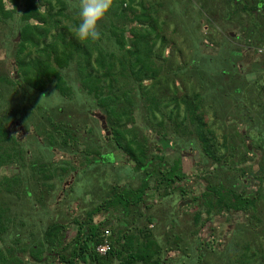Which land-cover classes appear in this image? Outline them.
I'll return each instance as SVG.
<instances>
[{"label": "rangeland", "instance_id": "1", "mask_svg": "<svg viewBox=\"0 0 264 264\" xmlns=\"http://www.w3.org/2000/svg\"><path fill=\"white\" fill-rule=\"evenodd\" d=\"M146 1L161 4L163 14L170 22L168 31L176 40L163 52L171 63L177 60L172 68L164 69L166 76L176 79L178 91L175 95L181 97L188 92L182 78L190 75V84H195V89L201 92L205 101V120L222 127L217 128L218 133L225 132L231 138L232 146L228 152H234V155L227 158L225 164L212 160L202 151L197 138L181 136L173 130L166 112L164 129L157 124L160 116L156 120L147 119L146 102L138 97L134 127L138 128L141 137L146 138L150 156H159L155 159L157 166L147 169L153 173L149 177L150 185L154 184L158 175L161 156L165 161L161 168H167L180 158L181 169L187 175L174 185L166 187L163 184L158 191L150 189L147 193L149 208L136 207L128 213L110 210L108 217L111 224L104 231L107 242L100 244L98 250L105 253L101 246L108 247L113 229L137 231L138 228L148 227L164 245V256L176 264L196 263L197 246L203 244L200 238L209 239L210 244H203L200 249L209 264H237L235 251L239 246L235 244L245 241L240 238L237 227L247 222L250 214L238 211L216 213L211 220H205L207 224L199 227L196 233L194 214L201 207V199L194 201L193 197L202 193L208 183L221 182L237 190L245 189L248 193L255 192L259 186L257 175L264 161V119L259 118L256 111L262 106L253 105L254 112L252 104L247 103L250 98L245 94L264 85V35L253 30L255 22L263 20L264 16L253 15L250 9L243 8L245 1L249 8L251 0L240 4L228 0ZM70 2L77 7L79 0ZM7 6H11L10 2ZM22 7L0 28V71L10 76H15L17 72L13 54L19 40L17 28L21 25L19 14ZM107 33V29L101 26V42L104 45L108 44ZM177 49L182 51V55L174 52ZM173 53L176 59L172 57ZM192 62L190 71L188 64ZM62 72L73 88L71 96H62L53 84H47L45 90L40 92L24 83L11 84L0 96V110L3 109L8 118V127L26 150L25 159L3 166L0 176L20 173L27 178L23 180V185L29 190L34 188L30 180H36L32 169L34 162L47 163L53 174L52 179L43 185L47 190L42 192L38 184L34 191L37 195L40 192L43 194V202L37 201L34 196L15 199L14 205L21 214L15 220L18 229L21 228L20 219L28 223L27 227L33 224L32 228L26 230L30 240L28 251L19 253L23 257V264H65L56 254L48 256L52 247L40 243L47 225L60 220L69 234L74 219H81L87 210L102 202L113 186L135 188L145 177V172L137 169L125 153L116 149L102 111L95 105L93 96L81 88L76 65L72 63ZM171 91L167 88L166 101L172 96ZM236 91H239L237 98ZM252 99L254 101V95ZM169 107H172V103ZM245 109L250 111L249 114ZM163 110L168 112L166 107ZM51 121L72 130L73 137L67 144L61 142L62 136L49 124ZM50 135L53 137L48 139ZM159 149H163L162 152ZM41 179L38 173V180ZM179 185L185 188L186 193L181 192ZM26 207H30V219L27 216L29 211L27 214L24 211ZM259 207L264 208V202ZM262 211L264 221V209ZM104 216L101 213L95 219L102 220ZM205 216L204 213L203 219ZM13 229L11 226L5 235L7 241L14 234ZM30 230L35 235H29ZM246 236L252 238V234ZM260 240L264 241V236ZM33 243H38V247L40 244L43 246L46 258L43 262L32 257Z\"/></svg>", "mask_w": 264, "mask_h": 264}, {"label": "trees", "instance_id": "2", "mask_svg": "<svg viewBox=\"0 0 264 264\" xmlns=\"http://www.w3.org/2000/svg\"><path fill=\"white\" fill-rule=\"evenodd\" d=\"M70 1L0 0V28L7 19L16 14L20 6H23L19 14L21 25L17 28L19 40L13 54L17 72L15 76H10L0 71V96L15 83H24L40 92L45 90L47 84H53L62 96H71L73 88L62 70L74 63L81 88L85 93L93 96L95 105L102 111L101 114L110 130V139L115 143L116 149L125 153L137 169L145 172V177L135 188L113 186L102 202L87 210L86 215L81 219H74L69 234L65 232L66 226L62 221L49 223L40 243L52 247L48 256L56 254L65 264H115L116 262L117 264H176L172 259L164 256V245L148 227L138 228L137 231L113 229L105 253L102 254L98 250L100 244L107 242L104 231L105 227L111 224L108 217L110 210H122L128 213L130 209L136 207L149 208L147 193L150 189L158 191L163 184L166 187L174 185L187 175L181 169L180 158L167 168H161L165 164L161 156L158 175L154 184L150 185L149 177L153 173L148 172L147 169L157 164L155 159L159 156H150L146 138L141 137L138 128L134 127L136 121L134 110L138 97L146 102L147 119L156 120L160 116L157 124L163 128L166 124V112L173 130L178 135L197 138L201 143L202 151L216 162L224 163L227 158L234 155V152H228L232 146L231 138L225 132L218 133L217 128L222 127L205 120V101L201 92L195 89V84H190V75L182 78V81L186 82L188 92L181 97L175 95L178 91L176 79L166 76L164 69L172 68L177 60L171 63L169 58L163 56V52L176 40L168 31L170 22L164 16L158 1L113 0L108 15L101 22V26L108 32L106 45L101 42L102 37L94 42H81L76 38L74 27L78 23L77 7H73ZM243 1L245 0H228L234 4ZM8 2L11 4L10 7L7 6ZM251 2L248 8L245 1L242 4L243 8L250 9L253 15L264 16V0H251ZM253 30L264 35V19L256 21ZM174 52L182 55L180 49ZM173 56L175 58L174 53ZM193 63L188 64L191 67L190 71ZM167 88L169 91L172 90L173 94L166 101ZM239 91L242 92V89ZM239 91H236L235 97ZM246 96L250 98L247 103H251L252 106H262V109L256 111L259 118L264 119V85L246 92ZM171 103L172 107H169ZM182 105H184L183 109ZM164 107L168 108V112L163 110ZM2 111L0 110V169L23 161L26 157L24 146L9 129L8 118L3 109ZM246 112L249 114L250 111L247 109ZM49 124L60 133L63 144H67L73 137L70 128L62 127L61 124H55L53 121ZM49 137L48 139H51L53 136ZM159 150L162 152L163 149ZM32 169L36 180H30L29 183H33L34 188L31 187L29 190L23 185V180L27 178L20 173L0 176V264L24 263L19 253L28 251L27 245L30 240L26 230L32 228L33 224L27 227L28 223L20 219L21 228L18 229V222L15 220L16 217H21V214L14 205L15 199L34 196L37 201L38 199L42 201L43 194L41 192L35 194L38 184L42 192L47 190L43 185L51 180L53 175L47 163L34 162ZM38 173L42 178L40 181ZM259 173L257 177L260 183L255 192L248 193L245 189L237 190L218 182L208 183L202 193L193 197L194 201L201 199L199 200L201 207L194 214L196 233L199 227L203 228L207 224L204 223L205 220H211L216 213L238 211L250 214L248 221L237 227V232L241 234L240 238L245 240L237 241L235 244L239 246L237 250L235 248L237 264H264V241H259L264 236V221L261 218L264 208L259 207L260 203L264 202V161ZM179 187L181 192L186 193L183 186L179 185ZM21 189L25 190L21 191ZM24 211L30 219L32 216L30 207H26ZM101 213L105 214L104 218L96 221V215ZM204 213L206 216L203 219ZM11 226L14 228V234L7 241L5 235ZM29 232V235H35L34 231ZM249 234H252L250 239L246 236ZM200 239L203 244L209 243L207 238ZM203 244L197 246L195 264H209V260L200 250ZM31 251L36 261L43 262L46 259L41 244L38 247V243H33Z\"/></svg>", "mask_w": 264, "mask_h": 264}, {"label": "clouds", "instance_id": "3", "mask_svg": "<svg viewBox=\"0 0 264 264\" xmlns=\"http://www.w3.org/2000/svg\"><path fill=\"white\" fill-rule=\"evenodd\" d=\"M112 4L113 0H79L78 23L74 27L75 36L79 41L94 42L101 39V22L108 15Z\"/></svg>", "mask_w": 264, "mask_h": 264}, {"label": "built area", "instance_id": "4", "mask_svg": "<svg viewBox=\"0 0 264 264\" xmlns=\"http://www.w3.org/2000/svg\"><path fill=\"white\" fill-rule=\"evenodd\" d=\"M107 248H108L107 246H101V249H102V251H104V252L107 250Z\"/></svg>", "mask_w": 264, "mask_h": 264}]
</instances>
